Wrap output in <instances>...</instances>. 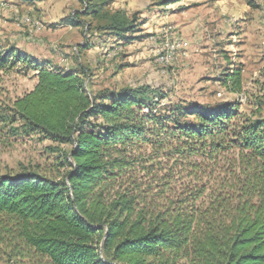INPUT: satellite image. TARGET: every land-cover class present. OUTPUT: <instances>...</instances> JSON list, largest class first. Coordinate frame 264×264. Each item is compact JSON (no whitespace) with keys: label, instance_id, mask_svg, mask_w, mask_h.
<instances>
[{"label":"trees","instance_id":"obj_1","mask_svg":"<svg viewBox=\"0 0 264 264\" xmlns=\"http://www.w3.org/2000/svg\"><path fill=\"white\" fill-rule=\"evenodd\" d=\"M81 1L95 12L96 0ZM108 22L122 39L135 27L122 13ZM15 61L29 60L2 55L0 70ZM30 64L35 85L4 111L49 138L67 170L0 173V243L11 253L48 264H264V117L232 102L153 112L148 85L93 92L83 69ZM222 83L240 92V68Z\"/></svg>","mask_w":264,"mask_h":264},{"label":"rangeland","instance_id":"obj_2","mask_svg":"<svg viewBox=\"0 0 264 264\" xmlns=\"http://www.w3.org/2000/svg\"><path fill=\"white\" fill-rule=\"evenodd\" d=\"M193 1L96 0L92 12L81 0H0V56L19 54L29 60L0 70V173L27 169L58 176L67 170L60 165L59 152L49 149L55 146L49 138L22 132L4 111L35 85L30 64L34 61L85 70L93 92L148 85L154 92L144 101L153 112L167 111L164 108L174 103L232 102L243 114L264 117V0H252L253 5L246 0H215L218 7L226 6L220 21L226 33L221 46L206 32L217 29L214 18L201 28L207 34L199 38L190 21L186 29L194 33L188 34V42L182 39L180 23L190 20L185 10L196 6ZM115 13L135 26L124 39L102 29ZM72 15L80 26L69 24ZM173 41L180 43L176 49ZM222 46L228 50L220 51ZM158 50L168 58L162 64ZM235 68L241 70L240 92H231L222 83L224 74ZM142 111L150 110L145 106ZM0 264L48 261L25 250L11 253L10 246L0 243Z\"/></svg>","mask_w":264,"mask_h":264},{"label":"crops","instance_id":"obj_3","mask_svg":"<svg viewBox=\"0 0 264 264\" xmlns=\"http://www.w3.org/2000/svg\"><path fill=\"white\" fill-rule=\"evenodd\" d=\"M193 2L194 4H196V6L194 8L190 7L188 10H185L186 15H189L190 20H186L184 23L183 22L180 23V25L182 26L181 28H183V29L181 28L180 29H181L182 35H184V38L182 39L185 42H188V38H187L188 34L194 33L191 29H188V28L186 29V24H188L191 21V22H194L193 24H195V27L193 28H196L194 34L197 38H199L202 35L207 34L206 32H208V37L210 38L209 40L216 42L215 43L216 45L220 44L219 41H221L223 36H225L226 34L224 29L220 28L222 26L220 24H223L220 21H222L221 20L222 16H224L225 14L224 10H226V6H222V4L224 3H221V6L218 7L219 1H215V0H204V1L195 0ZM213 18H214L213 22L216 23L217 29H211V30L206 29L207 30L206 32L202 30L201 28L205 26V23L209 20H213ZM198 40L200 41L201 39H198ZM225 47H228V46H225ZM223 50H228V49H225L224 46H222V48H220V51H223Z\"/></svg>","mask_w":264,"mask_h":264},{"label":"built area","instance_id":"obj_4","mask_svg":"<svg viewBox=\"0 0 264 264\" xmlns=\"http://www.w3.org/2000/svg\"><path fill=\"white\" fill-rule=\"evenodd\" d=\"M173 45H175V49H176V47H177V45H180V43L178 42V41H173ZM157 61H161V64H162V62H163V59H162V51H159L158 50V52H157Z\"/></svg>","mask_w":264,"mask_h":264},{"label":"bare ground","instance_id":"obj_5","mask_svg":"<svg viewBox=\"0 0 264 264\" xmlns=\"http://www.w3.org/2000/svg\"><path fill=\"white\" fill-rule=\"evenodd\" d=\"M168 56H169V55H168ZM162 59H164L165 61H167V60H168V58H167V57H165V58H163V57H162Z\"/></svg>","mask_w":264,"mask_h":264}]
</instances>
